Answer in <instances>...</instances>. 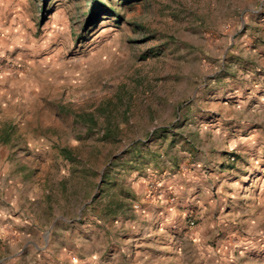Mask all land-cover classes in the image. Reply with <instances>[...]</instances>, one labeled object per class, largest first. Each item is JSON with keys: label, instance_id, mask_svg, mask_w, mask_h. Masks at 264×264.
Here are the masks:
<instances>
[{"label": "rangeland", "instance_id": "obj_1", "mask_svg": "<svg viewBox=\"0 0 264 264\" xmlns=\"http://www.w3.org/2000/svg\"><path fill=\"white\" fill-rule=\"evenodd\" d=\"M0 264H264V0H0Z\"/></svg>", "mask_w": 264, "mask_h": 264}, {"label": "crops", "instance_id": "obj_2", "mask_svg": "<svg viewBox=\"0 0 264 264\" xmlns=\"http://www.w3.org/2000/svg\"><path fill=\"white\" fill-rule=\"evenodd\" d=\"M198 176V175H197ZM205 176V175H204ZM203 176V177H204ZM164 177V180L167 182V183H165V187H164V189H163V192L166 194V193H171L172 192V189H175V188H177L178 189V185H177V183L175 182L176 181V176L174 175V177H171V176H167V177H165V176H163ZM174 178V179H173ZM174 181V182H173ZM194 182V181H193ZM207 181H201V183H200V185H199V181L197 182H195V186H196V189H197V191H198V193L199 194H196L195 196H193L194 198L193 199H190L191 197H190V192H188L187 191V195L188 196H186V197H182V195H180V197H181V199L182 200H180V203L182 204V205H185V204H187L190 200L193 202L194 201V199L197 201V203H200L201 205L203 204V198H204V196H203V193L207 190V183H206ZM173 183V184H172ZM174 183H175V185H174ZM202 184V185H201ZM193 185V184H192ZM176 190V189H175ZM178 191H179V189H178ZM201 192V193H200ZM202 198V199H201Z\"/></svg>", "mask_w": 264, "mask_h": 264}, {"label": "built area", "instance_id": "obj_3", "mask_svg": "<svg viewBox=\"0 0 264 264\" xmlns=\"http://www.w3.org/2000/svg\"><path fill=\"white\" fill-rule=\"evenodd\" d=\"M232 160H234L233 157H232ZM190 225H195V221H194V220H191V221H190Z\"/></svg>", "mask_w": 264, "mask_h": 264}]
</instances>
